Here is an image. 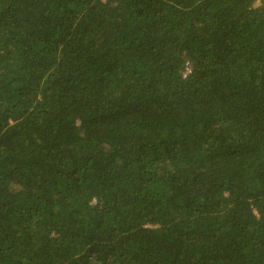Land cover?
I'll use <instances>...</instances> for the list:
<instances>
[{
	"label": "trees",
	"instance_id": "trees-1",
	"mask_svg": "<svg viewBox=\"0 0 264 264\" xmlns=\"http://www.w3.org/2000/svg\"><path fill=\"white\" fill-rule=\"evenodd\" d=\"M0 264H264V0H0Z\"/></svg>",
	"mask_w": 264,
	"mask_h": 264
}]
</instances>
